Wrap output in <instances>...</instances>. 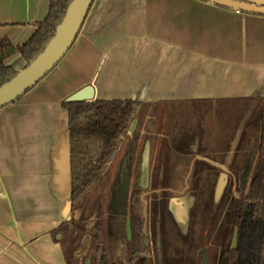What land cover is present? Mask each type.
<instances>
[{
  "label": "crops",
  "instance_id": "1",
  "mask_svg": "<svg viewBox=\"0 0 264 264\" xmlns=\"http://www.w3.org/2000/svg\"><path fill=\"white\" fill-rule=\"evenodd\" d=\"M48 10L49 0H0V39L25 43ZM90 84L104 100L260 107L264 15L203 0H93L60 62L0 108V264H66L54 233L69 212L62 104Z\"/></svg>",
  "mask_w": 264,
  "mask_h": 264
},
{
  "label": "flooded vegetation",
  "instance_id": "2",
  "mask_svg": "<svg viewBox=\"0 0 264 264\" xmlns=\"http://www.w3.org/2000/svg\"><path fill=\"white\" fill-rule=\"evenodd\" d=\"M175 105L177 103L165 105L163 109L166 112L160 111L162 116L158 119L160 105L145 102L137 112L139 119H133L103 171L81 199H85L84 206L89 202V207L83 206L80 215L95 218L104 227L106 247L122 264L129 261L127 256L130 254L133 258L128 264H213V239L210 238L204 246L200 240L197 244L194 239L196 235L215 237L216 229L212 227L210 232L202 230V226L198 227L203 223L202 219H195L193 225L188 223L187 228H182L168 207V197L173 193L185 191L191 196L188 200L191 203V221L195 207H198L199 214V208L210 201L214 206L211 224L215 222L220 206L230 210L225 247L219 253L217 264H221L224 250H235L238 246V226L231 220L232 206L234 208L237 201L253 202L250 186L257 168L264 103L247 111L235 107L217 108L213 102L184 104V107ZM192 105L203 107L194 117L195 113L187 112ZM144 114L147 115L145 119ZM249 114L252 116L248 117ZM247 121L250 122L249 127L242 136ZM139 134L141 137L136 138ZM134 137L140 140L136 144ZM132 150L136 156L130 168L125 169L121 165L111 168L118 151L125 156ZM144 157L148 166L147 180H141ZM121 182L126 187L125 202L120 207L123 214H117L119 207L112 203V198L115 187ZM190 182H193L192 187ZM238 193L247 197H240ZM166 226H171V231L177 230L181 239H185L183 245L189 243L187 239L191 235V242L198 250L191 251L192 247H189L192 252L189 258L186 250L189 248L185 245L183 252H179L180 262L170 261L168 254L175 252L174 248L167 249L163 258L157 255V252H162L161 245L158 241L159 245L153 248L151 236L161 240ZM260 256L264 255L253 252L242 258V263L258 264ZM147 259H150L148 263Z\"/></svg>",
  "mask_w": 264,
  "mask_h": 264
},
{
  "label": "trees",
  "instance_id": "3",
  "mask_svg": "<svg viewBox=\"0 0 264 264\" xmlns=\"http://www.w3.org/2000/svg\"><path fill=\"white\" fill-rule=\"evenodd\" d=\"M70 1L49 0L46 17L37 23V29L25 43L14 46L7 38L0 39V85L15 74L4 61L17 52L27 62L33 60L53 36ZM62 105L69 113L72 215L54 233L61 234L59 241L66 264H122L106 247L104 227L95 218L82 217L79 212L83 206L79 204L127 134L143 103L132 99L65 100ZM260 122L258 162L250 186L253 202L237 201L232 206L231 220L238 226V246L222 252L221 264H243L242 258L253 252L264 255V107ZM127 257L128 262L132 261L133 255ZM259 259L257 263L264 264V256Z\"/></svg>",
  "mask_w": 264,
  "mask_h": 264
},
{
  "label": "water",
  "instance_id": "4",
  "mask_svg": "<svg viewBox=\"0 0 264 264\" xmlns=\"http://www.w3.org/2000/svg\"><path fill=\"white\" fill-rule=\"evenodd\" d=\"M203 1L237 12L264 15V0ZM92 3L93 0H71L65 10L64 16L57 24L53 36L45 44L42 51L38 53L36 57L30 62H27L19 52L15 53L4 61L5 65L10 66L15 71V74L8 81L0 85V108L13 103L20 97H22L29 89H31L40 80H42L60 62V60L65 56V54L68 52L75 39L77 38V35ZM122 99L139 100L143 104L145 103L142 99H137L135 97ZM66 100L95 101L104 99H99L95 96V88L92 84H90L77 90L69 97H67ZM65 109L68 113V109L66 107ZM67 118V134L69 144V182L67 190V205L69 207V212L67 217L59 222L58 226L61 223L70 220L72 215L69 113ZM142 165L143 170L141 180H147L148 166L146 157H144ZM125 191L126 187L123 182L118 184L114 189L112 203L119 207V211H116L117 214H123V211L120 210V207H123L122 204L125 202ZM79 205L84 206V202H81ZM56 236L57 238H60L61 234L58 233ZM148 261H150V259L146 260L147 263Z\"/></svg>",
  "mask_w": 264,
  "mask_h": 264
},
{
  "label": "rangeland",
  "instance_id": "5",
  "mask_svg": "<svg viewBox=\"0 0 264 264\" xmlns=\"http://www.w3.org/2000/svg\"><path fill=\"white\" fill-rule=\"evenodd\" d=\"M164 106H165V104H162V105L159 106L161 108H158V111H159L158 119L162 116L163 112H166V109H163ZM199 109H203V107L202 106L201 107H195V106L192 105V107L189 108L187 112H191L192 111L193 113H195L193 115V117H194L196 115V112H198ZM160 111L161 112L163 111V112L160 113ZM143 116H144V119H145V117H147L146 114H144ZM141 117H142V115H141ZM136 118L138 120L139 116L136 115ZM187 121H190V120L188 119ZM137 128L138 127H137V124H136V130L135 131H137ZM175 136L177 138H179L178 135H175ZM135 137L136 138L137 137H141V135L139 134V135H136ZM136 138H135V142H134L135 144L138 141H140V140H136ZM130 143H132V141H130ZM129 153L130 154L126 153V155L124 156L123 153H121V151L120 152L118 151L117 154L114 157L115 158L114 161L110 165L111 168L118 167L120 165H121V167H125V169L130 168L131 164H132V161H133V159L136 156V152H133V150H132ZM192 183L193 182H190L189 185L191 186ZM187 189H192V188H187ZM182 190H184V189H182ZM187 193H185V191L183 193H181V192L173 193V195L168 197L169 198L168 207L173 212L174 218L177 220L179 225H182V228H187V224L188 223L190 225H193L195 219L196 220L198 219V221H199V219H202L203 223L198 224V227L202 226V230L210 232L212 227L216 229V231H215L216 236L215 237H209V235H207V236H205V235L204 236L196 235L194 241L198 244V240H200L201 241V246H204V245H206V243H208L210 241V238H212L213 241H214V245H215L214 246V248H215L214 256H213L212 262H213V264H217L219 253L225 247L224 243H225V238H226V235H227V228H228V225H229V215H230L229 213H230V210H228V207L224 208L223 205L220 206V210L217 211V214L215 216V222L213 224H211L212 222H210V219L213 217L212 216V212H213V207L214 206L212 205V201H210L209 204L206 205V206H203L202 209L199 208L200 209V213L199 214H198L199 210L197 209L198 207H195L194 211L192 212V221H191V219H189V217H190L189 207H190L191 203H190V201H188V200H190L191 196L186 195ZM238 195L240 197H247L246 194L238 193ZM88 204H89V202H87L85 204V206H84V207H86V209L89 207ZM93 211L94 210H92V213H93ZM171 229H172L171 226H166L165 227L166 232L164 233V235H163L161 240L159 238H157L155 235H152L151 236L152 245H153L152 247L154 248L155 246H157L159 244L161 245L162 252H157L156 254L159 255V256H162V258L166 256L165 252H166L167 249L174 248L175 252L168 254V256L171 257L170 261L177 260L178 262H180V259L178 258V256L180 255L179 252H181V253L183 252V250H184L183 247L185 245L188 248L192 247L191 251L194 250V249H195V251H197L198 249L195 248V244L191 242L192 241L191 235L187 239L189 243L183 245L185 239L184 240L181 239V237H180L179 233L177 232V230L174 229V230L171 231ZM152 234H155V233L152 232ZM205 234H206V232H205ZM158 241H159V244H158ZM186 250H187V254H188L189 258H190L192 252H190V248L186 249ZM193 258H194V256H193ZM193 258H191L192 259L191 261H193ZM176 264H178V263H176Z\"/></svg>",
  "mask_w": 264,
  "mask_h": 264
}]
</instances>
